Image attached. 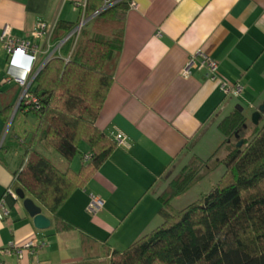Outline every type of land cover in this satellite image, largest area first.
Listing matches in <instances>:
<instances>
[{
	"label": "crops",
	"instance_id": "obj_1",
	"mask_svg": "<svg viewBox=\"0 0 264 264\" xmlns=\"http://www.w3.org/2000/svg\"><path fill=\"white\" fill-rule=\"evenodd\" d=\"M127 1H134L136 7L127 12L114 83L95 123L113 142L117 133L124 134L130 147L117 146L85 187L74 191L58 210V216L76 230L57 233L54 216L42 208L52 224L49 230L36 231L23 201L9 195L8 189L21 188L14 181L27 160L22 145L38 120L25 111L10 120L1 145L10 134L15 142L11 149L0 150V204L9 212L0 220V250L35 238L45 247L21 262L1 256L7 264L6 259L13 258L15 264L80 263L85 259L81 233L96 239L100 251L105 245L111 251L126 250L163 223L158 200L174 175L192 156L206 160L219 148L223 137L218 124L236 109L254 110L264 103V0ZM83 2L0 0V31L10 27L16 38L34 42L31 34L39 21L78 25ZM199 52L217 62L220 79L242 84L240 98L225 96L220 80L211 81L204 70L192 68L190 76L182 75ZM7 59L0 44V87L4 88L12 85L5 82ZM13 60L17 67L10 72L22 75L21 67L28 66L29 59ZM80 153L71 164L75 173L87 165L89 145L82 143ZM203 180L173 199L172 207L182 210L199 200L192 192ZM91 194L105 202L94 217L86 212Z\"/></svg>",
	"mask_w": 264,
	"mask_h": 264
},
{
	"label": "trees",
	"instance_id": "obj_2",
	"mask_svg": "<svg viewBox=\"0 0 264 264\" xmlns=\"http://www.w3.org/2000/svg\"><path fill=\"white\" fill-rule=\"evenodd\" d=\"M104 5L105 0L86 1L84 13L91 18L89 23L78 38L63 45L61 53L47 63L33 83L31 93L38 107L19 109L34 114L38 126L22 145L27 160L14 182L54 216L57 233L76 230L57 212L74 191L85 187L117 147L95 122L114 83L129 2L122 0L102 10ZM76 26L58 22L52 33L53 44ZM20 89L15 84L0 87L3 151L15 142V135L10 134L7 143L1 145ZM245 123L244 112L232 111L218 124L224 140L214 154L207 160L192 156L175 175L159 196L163 223L158 228L123 251H111L107 245L100 251L96 239L81 233L85 259L74 264H264V124L257 126L253 137L239 148L231 141ZM82 143L91 149L90 160L75 173L71 164L81 154ZM224 146L226 158L210 165ZM221 164L225 173L210 192L182 210L172 207L173 199Z\"/></svg>",
	"mask_w": 264,
	"mask_h": 264
},
{
	"label": "built area",
	"instance_id": "obj_3",
	"mask_svg": "<svg viewBox=\"0 0 264 264\" xmlns=\"http://www.w3.org/2000/svg\"><path fill=\"white\" fill-rule=\"evenodd\" d=\"M86 1L87 0H84L80 7L83 12V17L79 20L81 23L79 22L80 24H78L75 29L64 39H62L59 45H53L52 43V33L57 24L51 26V24L45 21H39L36 25L35 31L31 34L35 40L34 42L16 38L13 36L10 27H5L2 31H0V44L9 58L7 59L9 62V68L8 71H6L7 74L5 82L7 84L18 85L21 88L19 100L16 104V108H14L15 112L12 118L17 115L20 107L22 106L32 107L37 105L38 107V100L31 93L32 86L34 85L33 83L42 69L54 57V54H60L63 45L66 44V42H68L71 38H78L81 29L84 27L87 21L91 19L87 18V21L84 19L86 18L84 13ZM121 1L122 0H105V5L103 6L102 10H106ZM135 5L136 3L134 1H130L128 6L129 8H135ZM15 57L29 59V65L21 67L22 75H17L10 72L11 68L17 67L15 61L13 60ZM192 68H198L200 70L206 71L207 76L211 81L220 80L219 88L225 96L240 98L242 95V84L240 82L229 83L220 79L219 76H217L219 65L208 55L201 52L194 54L189 60L187 66L183 69L182 75L184 77L190 76ZM25 112H28V110H25ZM115 142L118 147H130L129 139L122 133H117L115 135ZM89 160L90 155L85 157V162H88ZM8 194L13 196L15 199H19V196L16 195L17 193L13 189H8ZM87 204L86 212L90 216L94 217L102 211L105 202L101 197L91 194L89 203ZM8 214L9 212L4 207V204H0V220L5 219ZM43 247H45V243H43V241H41L39 238H35L22 246H19L18 244H11L8 248L0 250V264H7L1 259V256L14 257L17 262H21L28 256H34L36 252Z\"/></svg>",
	"mask_w": 264,
	"mask_h": 264
},
{
	"label": "rangeland",
	"instance_id": "obj_4",
	"mask_svg": "<svg viewBox=\"0 0 264 264\" xmlns=\"http://www.w3.org/2000/svg\"><path fill=\"white\" fill-rule=\"evenodd\" d=\"M87 21V18H84ZM90 21V20H89ZM89 21H87V23L85 25H87L89 23ZM81 23V22H80ZM78 23V24H80ZM84 25V26H85ZM61 42V41H60ZM56 43V45H59V43ZM55 45V46H56ZM56 54H54L55 56ZM263 105V104H262ZM262 105L256 107V109L254 110H250V109H246V117H247V123H245V127L241 130V133L238 135V137L232 139L231 144H238L240 143V141H244V140H250L255 132V128L257 126H262L264 124V113H261V117L259 119L258 124L254 123V115L259 112L260 108L262 107ZM224 140V137H223ZM243 146V145H242ZM228 155V150H227V146H224L221 150H219V152H217V154L213 157V160L211 161L210 165H212L214 162L219 163V161H223L226 156ZM207 160V159H206ZM220 167V168H219ZM219 168V169H217ZM226 167L224 164H221L217 167H215L210 173H212L210 176H208L205 180H203V182L201 184H199V186L194 187V190L192 192V195L194 197H202L204 194L208 193L211 191V189L217 184L219 183L221 177L223 176V173H225ZM179 174L176 173L175 175ZM209 173L206 174V176ZM174 175V177H175ZM205 176V177H206ZM173 177V178H174ZM204 177V178H205ZM201 181V180H200ZM2 259V258H1ZM3 260V259H2ZM7 262H9V264H15V260L13 259H6Z\"/></svg>",
	"mask_w": 264,
	"mask_h": 264
},
{
	"label": "water",
	"instance_id": "obj_5",
	"mask_svg": "<svg viewBox=\"0 0 264 264\" xmlns=\"http://www.w3.org/2000/svg\"><path fill=\"white\" fill-rule=\"evenodd\" d=\"M261 113H264V103H263L262 107L260 108L259 112H257L254 115V121H255L254 123L258 124L259 119L261 117ZM238 135L239 134H237L235 137H238ZM243 144H244V141H240V143L237 144V147L242 148ZM16 193H17L16 195L19 196V199H21L23 201L22 207H24L25 211L29 214L31 219H33V223H34V226L36 228V231L37 230L43 231V230H47V229L49 230L52 222L49 218H46V216L43 214L42 207L38 206V204L35 203V201L32 198L26 197V194H24L25 192L23 189H21V188L17 189Z\"/></svg>",
	"mask_w": 264,
	"mask_h": 264
}]
</instances>
